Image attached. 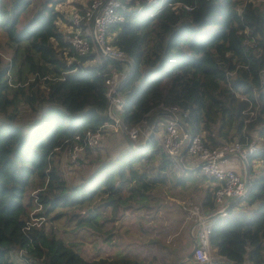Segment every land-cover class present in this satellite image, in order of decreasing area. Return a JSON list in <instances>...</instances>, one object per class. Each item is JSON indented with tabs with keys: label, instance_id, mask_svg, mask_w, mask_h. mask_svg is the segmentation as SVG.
<instances>
[{
	"label": "trees",
	"instance_id": "16d2710c",
	"mask_svg": "<svg viewBox=\"0 0 264 264\" xmlns=\"http://www.w3.org/2000/svg\"><path fill=\"white\" fill-rule=\"evenodd\" d=\"M62 1L0 0V264L22 246L39 264H177L191 251L188 232L189 247L178 239L181 213L166 212L168 224L154 220L150 227L160 235L148 243L160 254L146 263L126 254L87 258L76 242L45 224L74 219L116 244L117 217L143 209L137 218L145 233L148 214L167 207L165 193L213 207L215 186L203 185L207 178L197 169L175 167L154 135L130 140L111 158L84 142L86 130L102 132L111 123L106 79L112 69L125 67L118 85L125 133L137 124L148 129L173 105L186 111L184 124L211 147L250 143L251 130L257 131L262 145L249 153V184L241 199L253 208L235 211L230 204L227 215L212 219L209 235L219 260L264 264V0H160L151 14L150 6L125 11L110 29L113 44L132 57L129 66L110 57L97 62L92 54L73 55L58 23L63 14L56 4ZM21 102L31 107L28 121L21 117ZM76 140L84 144L87 169L70 183L60 161ZM255 159L262 166L250 176ZM181 201L175 206L186 214ZM30 214L44 219L26 229Z\"/></svg>",
	"mask_w": 264,
	"mask_h": 264
},
{
	"label": "built area",
	"instance_id": "2783aa9c",
	"mask_svg": "<svg viewBox=\"0 0 264 264\" xmlns=\"http://www.w3.org/2000/svg\"><path fill=\"white\" fill-rule=\"evenodd\" d=\"M161 4L160 0H88L81 4H72L65 7L62 19L67 22V28L59 24L65 33L73 55L92 54V60L100 62L103 57H110L122 61L126 66L132 63V57L122 48L113 44L115 31L111 26L124 20L125 11L131 9L142 10L153 7L150 14L156 9L155 5ZM174 4V7L178 6ZM186 8L190 6L185 5ZM63 20L59 22L62 23ZM110 34V38L107 37ZM70 57V60L73 58ZM130 63V64H129ZM126 76V71L112 69L106 79L108 106L106 114L115 128L123 129L121 124V111L124 99L118 90V85ZM159 117L158 122L144 129L137 124L126 132L129 140H138L144 135V140L149 135H154L162 149L169 156L175 166L184 170L188 167H198V173L209 179L215 186L213 190L212 208L207 209L202 201L195 202L188 207L192 224L188 228V234L192 237V255L185 260H191L192 264H236L230 261L219 260L217 255L212 254L210 246V224L213 218L227 215L229 205L242 199L247 194L249 184L246 171L249 153L256 147L253 142L242 143L239 140L225 142L220 146L211 147L205 143L201 134L193 133L184 124L186 111L180 110L173 105ZM100 131L86 130L83 137L88 145H94L99 139ZM79 138V136H77ZM84 144L76 140L68 149L69 160L73 163L79 162V151L83 150ZM184 151V153H182ZM235 155L243 160L244 174L234 164L229 156ZM247 160V161H246ZM246 178L248 182H246ZM44 219L42 215L30 214L26 220L25 228L39 225ZM39 258L29 252L27 246L12 248L6 260V264H39Z\"/></svg>",
	"mask_w": 264,
	"mask_h": 264
},
{
	"label": "rangeland",
	"instance_id": "374dc122",
	"mask_svg": "<svg viewBox=\"0 0 264 264\" xmlns=\"http://www.w3.org/2000/svg\"><path fill=\"white\" fill-rule=\"evenodd\" d=\"M87 1L88 0H64L61 3L56 4V8L59 11H63L65 7H68L72 4H81ZM62 20H63L62 23H60L59 21L58 23L60 24V26L62 25L63 28L66 29L68 25L66 22L67 20L65 21L64 18ZM107 37L110 38V34H107ZM3 39H4V35L0 33V40L2 41ZM125 69H127V67H125ZM19 107L23 111V113L21 114V117H23V120L28 121L29 119L32 118V110H31V107L27 103L21 102L19 104ZM161 117L164 118V115H162ZM113 128L116 130V128L112 124L111 130H113ZM114 133L115 132H110V129H109V133L106 134V127H105L103 131L100 132L98 141L94 143L97 154L99 153L102 158H111L118 151L121 150L122 146H120L118 138L122 135L121 133H119L116 136H113ZM251 134H252L251 136H253V139L250 141L255 143L256 146L262 145V141L257 135V131L251 130ZM143 141H144V135H141L138 140H134L133 142L138 143V142H143ZM79 154H80L79 157L83 158V161L81 163H80V158L78 159L79 160L78 163L71 162L69 160L68 153L61 155V161H60L61 167L63 169L65 177L70 183L78 182L79 180H81L83 177V174L85 173L87 169V166L83 164V162L86 161L84 157L86 152L83 149L79 151ZM257 160L259 159H255V162L253 163V165L256 164ZM248 166L249 164H247V167ZM240 171L242 174H244L245 167L241 166ZM246 171H247V168H246ZM257 172H258V169L255 168L251 172V174L254 176L257 174ZM210 182L211 181L209 179H203V185L207 183L209 184ZM164 197L167 202V207L163 206L165 208H162V209L165 212L159 210L156 212L153 211L152 213L153 215L147 213L148 216L146 218L148 219V221L142 223V227L147 228V231L145 233L140 231V228H139L140 225L138 224V218H137L138 213L139 214L144 213L143 209L138 208L135 210V212L120 214L115 221L117 228H115L116 232L113 235L115 238V241L118 242L116 244L112 241L108 242V241L103 240L101 237V235H103L102 233L101 235L96 236L95 230H93L92 228H82L78 226L75 223L74 219L68 222L66 221L65 217H60V218H56L52 220V222L46 220L45 224L51 225L53 229H55V233L61 236L63 239H65L66 242L68 243L76 242L77 243L76 246L79 247L82 254L87 258H91L94 256L114 257L117 254H126L130 256L131 258H136L137 260L143 261L146 263L147 261L152 259L153 253L160 254V249L155 244L148 243L149 238L151 236H153L154 234L160 235V233L157 232L158 231L157 227L152 229L150 226L151 225L155 226L157 224L154 220H157L158 217H160L162 221L168 224L169 220L166 219L167 218V214H165L166 212L167 213L170 212V214L174 216H177L178 213L182 214L183 220L177 224V229L180 232L178 239H180V241H182L188 247L191 245L190 239L188 235L186 234L187 233L186 223L189 221V212L186 209H185L186 214L182 213V211H178L177 209L178 206H175V204H177L176 202L181 201L180 199H178V197L175 198L169 193L168 194L165 193ZM185 198L186 199L184 201H181V204L183 206L189 207L192 203H194L191 201V199H187L189 198V195H187ZM92 204L94 205V203ZM171 205H174L175 207L172 208ZM40 208H41L40 205H38L34 209V211L36 212ZM252 208L253 206L251 205H243V209L246 211H250ZM34 211H32V213H34ZM150 218H154V219H150ZM106 226H107V223L105 222L103 223L102 228H105ZM126 228L128 229L127 231H126ZM141 233L144 234L143 237L139 235ZM161 233H164V231ZM173 257H174L173 254L169 255L168 260L171 261Z\"/></svg>",
	"mask_w": 264,
	"mask_h": 264
},
{
	"label": "crops",
	"instance_id": "0c3cea01",
	"mask_svg": "<svg viewBox=\"0 0 264 264\" xmlns=\"http://www.w3.org/2000/svg\"><path fill=\"white\" fill-rule=\"evenodd\" d=\"M164 118H165V117H164ZM111 126H112V123H110V122H106V123H105L106 134L109 133V129H110V132H115L113 136H116L117 134L121 133L122 136H120V137L118 138V139H119L120 146H122V147H121V150H122V148H124L125 146L131 144V141L129 140L128 136L126 135V133H125L123 130H121V128H117L116 130L113 128V130H111ZM105 127H104V128H105ZM114 127H115V126H114ZM121 150H120V151H121ZM95 151H96V150H95ZM118 152H119V151H118ZM118 152H117V153H118ZM229 159H230L234 164H236L238 167H239V165H240V166H244V164H243V160L240 159V158H238V157L235 156V155H231V156H229ZM246 161H247V160H246ZM254 162H255V160H254ZM254 162H253V163H254ZM248 164H249V166H250L249 160H248ZM249 166H248V167H249ZM261 166H262V161L259 159V160L256 161V164L252 166V169L254 170L255 168H257L258 171H259V169L261 168ZM188 168L191 169V167H188ZM251 172H252V171H250V174H249V175H250V176H253V175L251 174ZM247 174H248V172H247ZM243 205H246V204L243 203V201H241V199L236 200V201L232 202V204H231L232 209H234L235 211H238V210H244V209H243ZM189 218H191L190 215H189ZM189 220H190V219H189ZM187 232H188V231H187ZM180 262H181V261H178L177 264H192V261H191V260H185V259H184L183 263H180Z\"/></svg>",
	"mask_w": 264,
	"mask_h": 264
},
{
	"label": "water",
	"instance_id": "95a60500",
	"mask_svg": "<svg viewBox=\"0 0 264 264\" xmlns=\"http://www.w3.org/2000/svg\"><path fill=\"white\" fill-rule=\"evenodd\" d=\"M130 64V63H129ZM182 153H184V151L182 152ZM201 164H197V165H195L194 167H191V169H198V167L200 166ZM246 182H248V179L246 178ZM192 251L193 250H191L189 253H188V256L190 257L191 255H192Z\"/></svg>",
	"mask_w": 264,
	"mask_h": 264
}]
</instances>
